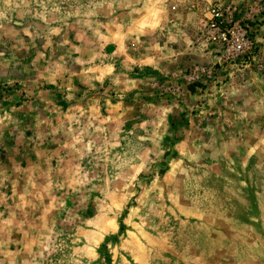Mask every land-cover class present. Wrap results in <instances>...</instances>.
<instances>
[{
    "label": "rangeland",
    "instance_id": "1",
    "mask_svg": "<svg viewBox=\"0 0 264 264\" xmlns=\"http://www.w3.org/2000/svg\"><path fill=\"white\" fill-rule=\"evenodd\" d=\"M183 1L0 0V264H264V0L247 67Z\"/></svg>",
    "mask_w": 264,
    "mask_h": 264
},
{
    "label": "built area",
    "instance_id": "2",
    "mask_svg": "<svg viewBox=\"0 0 264 264\" xmlns=\"http://www.w3.org/2000/svg\"><path fill=\"white\" fill-rule=\"evenodd\" d=\"M238 0H184L183 10L195 17L194 44L222 65L247 67L255 60L252 9ZM249 6V7H248ZM250 8V9H249ZM179 5L171 7V11Z\"/></svg>",
    "mask_w": 264,
    "mask_h": 264
}]
</instances>
